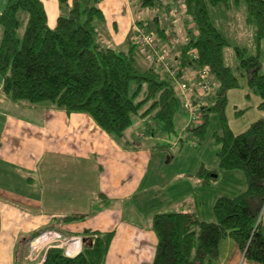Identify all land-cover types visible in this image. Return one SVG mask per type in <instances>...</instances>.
<instances>
[{
  "label": "trees",
  "instance_id": "trees-1",
  "mask_svg": "<svg viewBox=\"0 0 264 264\" xmlns=\"http://www.w3.org/2000/svg\"><path fill=\"white\" fill-rule=\"evenodd\" d=\"M102 1L72 0L69 5L68 0H59L60 15L50 28L40 0H8L0 14V94L18 106H47L67 115H86L118 143L125 139L133 118L151 122L152 135L148 136L174 132V117L185 111V101L200 107V124L187 126L185 132L189 139L201 143L209 114H216L220 132L214 133L212 140L218 147V168L241 171L246 190L216 200L215 222H205L195 212L185 211L191 205L189 199L175 210L155 214L151 228L157 246L152 264L214 262L220 243L227 238L245 260L264 264V224L259 218L264 210V117L245 132L234 134L225 114L228 92L242 86L258 98L257 108L264 114V68L259 54L264 39V0H184L183 17L193 24L194 33L176 51L174 42L160 44L153 33L145 31L155 37L160 48L170 49L168 60L178 69L181 82H188L184 69L208 73L210 91L191 88L186 97L175 79L139 46L137 31L130 33L127 49L109 45L100 29L104 24L99 7ZM139 5L144 9L167 7L160 0H139ZM240 9L245 12L251 52L231 33ZM165 31L156 32L163 36ZM227 49L233 50L236 61L230 67L225 64ZM145 138L125 139L123 143L140 150ZM188 178L205 188L217 179V173L201 166ZM86 217L72 214L55 223L82 222ZM48 230L31 233L24 240L26 246ZM112 238L111 232L85 230L77 255L69 257L53 243L46 249L42 264H104Z\"/></svg>",
  "mask_w": 264,
  "mask_h": 264
},
{
  "label": "crops",
  "instance_id": "crops-1",
  "mask_svg": "<svg viewBox=\"0 0 264 264\" xmlns=\"http://www.w3.org/2000/svg\"><path fill=\"white\" fill-rule=\"evenodd\" d=\"M40 1L48 26L54 28L60 15L59 0ZM160 1L167 7L144 9L139 0H103L100 29L109 45L127 49L130 33L135 35L137 30L153 33L160 44L174 42L175 51L188 42L190 35L175 33V27L190 24L183 17L184 0L177 1L176 7L169 6L174 0ZM7 2L0 0V14ZM159 11L162 21L156 14ZM237 12L236 16L245 18L243 9ZM158 29L166 30L165 35H158ZM184 29L187 33L186 26ZM1 36L0 27V40ZM191 70H183L187 80L193 75ZM2 86L0 76V91ZM256 114L264 117L261 112ZM149 144L146 137L140 150H134L111 139L86 115H67L47 106H18L0 94V264H42L51 243L65 244L60 248L73 257L81 250L85 230L113 233L104 264H152L157 238L151 219L175 210L183 201L157 203L151 194L161 187L144 185ZM188 176L179 175L170 182L171 187ZM148 200L154 202L152 207L146 204ZM187 210L195 212L193 202ZM72 214L87 217L82 222L56 225V220ZM44 228L49 230L26 246L25 238ZM49 239L50 243L43 244ZM242 258L227 238L219 245L218 259L206 264H239Z\"/></svg>",
  "mask_w": 264,
  "mask_h": 264
},
{
  "label": "rangeland",
  "instance_id": "rangeland-1",
  "mask_svg": "<svg viewBox=\"0 0 264 264\" xmlns=\"http://www.w3.org/2000/svg\"><path fill=\"white\" fill-rule=\"evenodd\" d=\"M177 1L180 2L181 0H174L169 3V6L176 7ZM156 14L160 18V21H162V11L156 12ZM234 23H236L235 26L233 25L235 28L231 29L233 38L251 52L252 48L250 44L252 42L247 41L249 40V29L245 26V18L240 14H237V16L235 14ZM185 26L188 29L187 33L184 29ZM149 30H151V27ZM193 31V24L191 22L190 24L186 23L184 25L183 23L175 27L177 36H182L184 33L190 35V33H194ZM170 37L174 38V34L171 33ZM259 54L260 63L264 68V39L261 41ZM224 58L225 64L228 67L232 66L234 62L236 63L232 49L225 50ZM257 103H259L258 98L253 94L249 95L247 89L243 86L240 89L231 90L229 96L227 95L225 114L228 126L234 134L246 131L252 122L259 119L256 114H260V111L256 108ZM239 111H243L244 113L239 114ZM199 118L198 116L194 125L200 124ZM208 121L205 139L201 143H198L193 138H188L189 134L185 130L189 126L187 124L190 123V116L183 110L174 117V132L157 133L155 137L148 136V133L151 134L149 132V128H152L151 122L148 119L133 118L132 125L125 133V139L142 138L144 135L149 138L150 163L145 175L144 185L151 186L154 184L161 187V191L151 194V196L155 197L157 203L178 200L185 201L183 198L186 197L191 200V203H194V211L200 220L215 222L213 206L216 200L221 196L234 197L243 193L246 190V183L241 171H223L218 168L216 159L218 147L212 140V135L220 132L218 116L211 113L208 116ZM125 139L123 138L121 143ZM201 165L208 170L216 169L217 179L215 178L216 180L211 185L205 188L196 187V180L188 178L182 179L175 187H171L172 183L170 182L176 181L179 175H194ZM146 204L152 207L154 202L148 200ZM166 209L167 206L162 210ZM259 218L264 224V210L261 211ZM49 241L50 239L44 241L43 244ZM64 245H59V247H65ZM242 261L254 264L243 258ZM242 261L239 264H242Z\"/></svg>",
  "mask_w": 264,
  "mask_h": 264
},
{
  "label": "built area",
  "instance_id": "built-area-1",
  "mask_svg": "<svg viewBox=\"0 0 264 264\" xmlns=\"http://www.w3.org/2000/svg\"><path fill=\"white\" fill-rule=\"evenodd\" d=\"M137 39L139 46L150 52L151 56L155 61L161 64L163 70L172 78L175 79L176 84L180 87L182 93L186 97L191 88H197L203 92H209L210 87L208 84V73L202 70H194L193 75L187 83L181 82V79L178 75V69L174 68L168 60L170 56V49L167 47L160 48L156 42V39L153 35L142 31L137 30ZM180 75V74H179ZM195 78V80H193ZM184 110L190 116V123L188 125L196 123L197 115L200 111V107L195 108L189 102H184Z\"/></svg>",
  "mask_w": 264,
  "mask_h": 264
}]
</instances>
